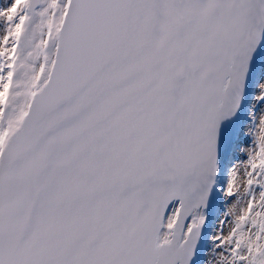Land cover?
Returning a JSON list of instances; mask_svg holds the SVG:
<instances>
[{"label": "snow or ice", "instance_id": "1", "mask_svg": "<svg viewBox=\"0 0 264 264\" xmlns=\"http://www.w3.org/2000/svg\"><path fill=\"white\" fill-rule=\"evenodd\" d=\"M0 264H264V0H0Z\"/></svg>", "mask_w": 264, "mask_h": 264}]
</instances>
